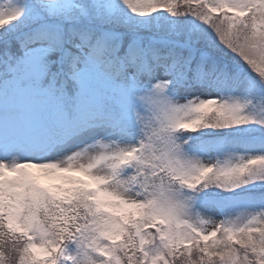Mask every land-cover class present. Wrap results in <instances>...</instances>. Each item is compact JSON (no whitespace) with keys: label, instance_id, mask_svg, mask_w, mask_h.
<instances>
[{"label":"snow or ice","instance_id":"obj_1","mask_svg":"<svg viewBox=\"0 0 264 264\" xmlns=\"http://www.w3.org/2000/svg\"><path fill=\"white\" fill-rule=\"evenodd\" d=\"M0 264H264V0H0Z\"/></svg>","mask_w":264,"mask_h":264}]
</instances>
